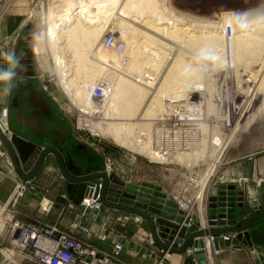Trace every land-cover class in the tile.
Segmentation results:
<instances>
[{
	"label": "rangeland",
	"instance_id": "obj_1",
	"mask_svg": "<svg viewBox=\"0 0 264 264\" xmlns=\"http://www.w3.org/2000/svg\"><path fill=\"white\" fill-rule=\"evenodd\" d=\"M49 1L50 0H14L11 4V7L7 11V14H5L3 17L0 18V23L8 15L13 5H15L16 3L26 4L27 9L25 10L24 16H22V20H27L28 25L17 39L14 52L16 53L17 58L20 57L22 53L24 55L28 54L27 58L30 59V63L32 64V69L35 72L32 74H34L35 77L37 76L33 80L35 82V85L41 91L43 90V88L44 90L47 89L48 93H50L51 96L50 98L52 100L54 99L53 101H56V105L60 107V112L67 119L72 132L78 134L80 139H82L84 142L86 141L87 143L91 144L98 151L96 152L97 154L95 156L97 165H95L94 167L95 170L93 169V171L107 172L109 168L112 171H114V169L116 168H119L120 170L123 171L124 175L131 178H135L138 181L152 178L159 182H166L167 178H169V179H173L176 183V182H182L183 180H187L186 186L183 187L180 193L172 195L171 199H175V197L177 198L182 197L183 199L187 200L188 196H192V198H195L196 194L200 192L202 209L205 210L204 217L206 219H209L208 218L209 215L206 212L205 203L208 202L209 197H211L212 195L210 196L208 192L210 191V187L212 186V183L214 181H215L214 183H218L220 181L222 182L225 180V177L221 175V171L226 165H228L231 162L232 159H234L233 156L235 155L234 153H232V146L235 147L239 146L244 149H251L257 154L261 153L260 155L264 156V113H263L264 110L262 112L263 114L261 113L262 115L261 114L257 115L255 119L258 118V120H255L254 121L255 123L248 125V127L245 126L248 124V121L256 113L257 108L263 101L264 89H261L260 93L253 98L252 106L243 115H240L239 113V111L241 112L244 107V100L247 99L245 90L255 89L256 87L261 86L258 83L260 77L264 73V46H259V47L257 46L256 48L254 47V50H248L244 52L242 51L241 53H239L240 55L238 54L237 56L238 59L235 62V65L234 63L232 65L234 67H232L231 65L229 66L228 64L226 65V63L224 62V60L225 61L231 60L230 54L226 52L227 55L226 56L224 51L221 52L218 50L219 48H216V51H219V53L221 54L222 57L221 63L217 65H209L206 69H199L196 61L194 60L195 53L199 49L197 48L191 49V47H189L188 45H184L185 43H181L180 41H176L172 39L169 40V38L162 37L161 40L165 41L164 43H167L166 44L167 46L163 44L166 47L163 45L161 46L163 48L162 50L165 53L167 52L169 56L166 53L167 56H165V59L163 61V63L165 62L166 64L164 63L162 68L160 69L161 72H159L156 81L158 82L157 87L161 85V83L163 82L162 80H164L165 77L167 76V73H169L171 66L179 58L181 54V56H183L184 59L183 61L187 62L186 64L185 63L184 64L186 66L189 64L194 65L193 66L194 71L189 72V74H187L185 72L186 66L184 65L182 71H184L185 73L183 74L182 71L177 70V72H175L176 74H174L173 77L169 79V85H171V87L173 86L174 88L172 87V89L174 90L178 89L177 91H179V89L182 90L184 88L181 91V93L184 94V99H180V100L177 99L178 101L171 102L173 104L172 109L167 114L160 116L154 121L141 120V118L143 117L142 114L145 113L146 107L148 106L151 98L146 99L143 105L140 106V108H138L139 106L136 102L130 101L129 99H125V100L122 99L125 101L124 103L121 100H120L121 102L120 101L119 102L120 104L127 106L129 110H136L131 112V114H134V116L131 118L133 123L135 121H136L135 123H139L141 121L143 123L144 122L148 123L152 121L151 122L153 123L151 128L152 132L150 133V137L148 136V138L151 141L150 145L153 150L155 151L159 150L161 153H164L167 156H173V154L178 155L179 153L180 154L190 153L192 157H191V161L188 164H186L187 162L181 163L177 161L176 162L174 161L162 162L157 160L153 161L148 156L141 154L139 151H137L136 146H134L133 149H130L128 147H123L116 144L111 138H108L107 136L99 135L98 130L95 129L94 127V122H92L91 120L94 114L93 115L88 114L84 116L81 111H79L77 108H75L74 105H72L71 101L65 95L61 86H59L58 84L59 80L57 79L58 76L55 72V67L53 62L50 59H47L45 56L37 55L35 53L34 51L35 39L37 35L45 27V24L43 22H45V18L49 14L48 11L52 12L55 8L61 6L60 3H64L67 0H58L57 2H54L52 5L47 6ZM70 1L72 0H68L67 2ZM161 1L167 6L168 4H171V6L174 7V9L177 12L187 15L190 18H195L198 20H204L210 18L211 20H217V21L221 20V16L224 13H233L236 11H243V10L254 11L258 9L260 5L263 4L262 0H161ZM112 21L114 22L115 20L113 19ZM230 31L231 29L228 25L226 29V34H227L226 37H229V35L230 37H232L231 33H229ZM109 34L116 35L120 39V41L124 43V40H122L120 35L115 31L113 32V30L111 29L108 32H105V35L103 36L102 40ZM166 39L170 42L166 41ZM257 48L261 51H259ZM9 50H12L11 46ZM105 52L112 53L109 51H105ZM113 54H118V53H113ZM1 57L3 56L1 55ZM127 57L125 56V58L129 60V57L128 58ZM128 60H125V63H122L123 67L127 66ZM1 61L2 59H0V64L2 63ZM14 70L16 71V67ZM118 70L121 73L120 72L118 73L117 71H115V73L121 76L126 77V75L130 74L128 73L127 70H125L122 67H119ZM177 73L180 75V77H178ZM180 73H182V76L184 77H181ZM131 75L134 78L137 77L136 75L133 74ZM128 76L130 77V75ZM185 76L188 77L186 78ZM190 76L194 79V81ZM181 81H183L184 83ZM199 83L201 84L199 85ZM99 84H101V82H99ZM188 84L189 87L187 86ZM190 85L193 86L191 87ZM190 89L194 90L195 92L191 93ZM241 103L243 104V106ZM98 115H99L98 112L95 113V116ZM183 117L185 118V121L182 120ZM99 121L96 120L95 122H99ZM104 122L105 121H103V123L101 124L103 127L106 126V123ZM175 127L178 129V131L180 130L181 133L178 132L177 134L175 132L176 135H174V133L172 135H167L166 131L169 129H172L173 131ZM238 127L240 131L238 130ZM244 127L247 129L245 130ZM234 131L236 134H234ZM136 132L137 135H141V139L143 140H146L147 135L145 133H149L147 131L141 132L139 131V129ZM213 133L217 135L214 136ZM226 133L229 136H227ZM186 134H190L191 136L189 137ZM216 137L223 138L225 140L224 142L226 144V147L224 148L222 155L219 157L218 162L216 163L217 165H215L213 173L211 177L208 179L206 186L204 187V189H202V183L204 182V178H205L204 175L206 174L207 169L210 168L211 166L210 163L213 162L214 160V158L212 157L214 153L211 151H213L212 144L213 141H215ZM0 147L7 150L3 145L2 141ZM134 148L136 149L134 150ZM196 152L197 153L199 152L200 155L202 154L201 156L199 155L200 157L198 158V160L196 159L194 160L193 158L195 157L194 154ZM51 156L54 155L47 156V160L44 162L38 173L31 180H24L17 173V171L15 172L16 173L15 175H17L18 178L24 181H30L26 195L29 192H34L39 194L42 191L44 192L47 191L46 187H43L35 183V178L37 176L40 175H45L46 177L54 176L57 177V180L65 182V177L63 176L60 167L56 162L57 159L55 158L56 159L55 160ZM50 159L52 160L53 165L52 164L48 165L49 164L48 161ZM0 160L4 161L3 164H0V174L4 173V175H6L8 173L13 175V169H12V173H10L9 172L10 170L6 168L5 159H0ZM189 164L193 166H188ZM168 169L174 170V176H170V172L168 171ZM0 177H1L0 187H2L3 189V187H5L6 185H11L10 188L12 191L15 185L13 181L14 177L10 176V178H5L2 175ZM237 180H238V185L240 186L246 183H251L255 187L254 191L250 192L249 189L247 188L245 189V186H243L241 189H238V185L236 186L235 184H233L237 187L238 191L244 192L245 199L247 195L246 201L244 200L245 206H248L246 208L247 214L242 215L238 220V221H243V219H245L247 216L251 215L252 213L264 211V204L261 202L262 200L256 194L255 191V189L257 190L264 188V176H260L257 172L253 171L251 175L249 176L242 175L239 178H237ZM97 181L100 180H94L93 183H96ZM11 191L9 192V194L11 193ZM26 195L23 197V199H25ZM21 201H19V203L16 206L17 210L19 208ZM101 205L102 206L100 210H93V209L85 210L84 208H80L78 212L81 220L85 223V226L87 227L86 232H82V230L79 227L78 229L80 233L78 234L79 238L85 240L87 243L98 249L101 254L100 256L102 257L109 256L113 258L114 246L118 242H121L124 246L122 251L123 253L121 252L120 256L114 259L117 260L118 262H123L125 264H131L128 263L127 260H125L126 258L124 255L125 253L124 244L126 243L133 244V246L140 245L142 246L144 251L147 250L148 254L151 256V262H149L150 264H171V259L173 254L184 255L183 259L180 261V264H200V261L198 260L196 255L193 254L192 252V250H195V252L197 251V248H195L194 245L192 247V250L187 248L184 253H173V252L167 253L166 250L161 248L153 238L148 222L144 218L142 222H138L136 219L134 218L132 219L131 217L133 216L136 218L138 217V215L123 211H120L121 213L118 216H116L113 220H111L109 223H104L103 226H105L107 231L106 233H102L98 235V239H100V241L103 243L106 242L108 248L105 247L103 248V246L98 247L97 245H95L93 242L89 241L85 237L88 236L90 233V227H91L89 226L90 223H92V221H97L96 218L99 216L96 214L99 213L105 207L103 204ZM256 208L259 209L256 210ZM18 212H19L18 218L23 220V218H21L20 216L21 214L19 210ZM193 220H197V218L196 219L193 218ZM39 223H43V222H39ZM125 223H127V225H125ZM131 223H133V225L131 226L132 227L131 233H129L128 230L125 229L124 227H127ZM34 224H38V223H34ZM78 225L79 224H74V227ZM213 227L210 224H208V227L206 229L201 228L199 231L208 230ZM263 227H264V218L255 221L253 224H251V228L249 227L247 230L251 234H253V232L255 231L257 232L261 231ZM164 230H165L164 228L160 229V231L157 230L158 235L160 236ZM208 237L209 236L203 238L204 242H205V238L207 239ZM109 238H111L112 240L107 242ZM230 239H231L230 240L231 243L228 246V248H230V246H233V248L236 251H241L240 261L239 260L237 261L239 264L264 263V251L261 248L263 245L261 244L262 243L261 241L259 244L260 248L259 245L256 244L254 246H248V245L244 246V243L243 246L240 247L238 243L242 242L243 240L245 241V237L242 240H240L238 239L237 234H235V236L231 237ZM162 242H168L170 246L173 243L172 247L179 249L182 247L184 239L180 243L176 244L175 241H169L168 236H166L165 239H162ZM7 248H9V244L7 243V241L3 240V238L0 239V264H35L32 261L22 260L18 256L9 255L10 253L7 251ZM225 249L226 247H223L221 249L222 250L221 253L218 256L211 257L210 259L207 258V260L209 261L208 264H227L222 259V255L225 252Z\"/></svg>",
	"mask_w": 264,
	"mask_h": 264
},
{
	"label": "bare ground",
	"instance_id": "obj_2",
	"mask_svg": "<svg viewBox=\"0 0 264 264\" xmlns=\"http://www.w3.org/2000/svg\"><path fill=\"white\" fill-rule=\"evenodd\" d=\"M57 1L58 0H50L47 6ZM67 1L60 3L61 6H58L52 12L48 11L49 14L45 18V22H43L45 27L35 39L34 51L37 55L45 56L53 62L55 72L58 76L57 79L59 80L58 84L71 101L72 105L81 111L84 116L94 114L91 120L94 122V127L98 130L99 135L111 138L116 144L130 149L136 146L137 149L134 148V150L136 149L153 161H177L181 163L187 162L186 164H188L192 157L190 153H179L178 155L173 154V156H167L159 150H153L150 145L151 141L148 138L152 132L151 128L153 123L151 122L167 114L173 107L171 102L178 101L177 99H184V94L181 93L184 88L177 91L178 89L174 90L172 89L173 86L171 87V85H169V79L176 74L175 72H177V70L182 71L184 65L187 63L183 61L184 59L181 54L180 56L178 55L179 58L173 63L169 73H167L165 79L162 80L163 82L161 85L158 84L159 87H157V77L159 72H161L160 69L165 63H163V61L165 56H169L167 52L166 55L162 50L163 48L161 46L167 43H164L165 41L161 39L163 37L169 38V40L180 41L181 43H185L184 45L191 47V49L210 47L216 50V48H219L218 50L221 52L224 51L225 55L226 52L230 54L231 60H224L226 65L232 66L233 63L235 65L238 59L237 56L242 51L254 50V47L264 46V3L260 5L258 9L250 12L248 26L241 27L235 21L234 17H232L231 13H224L219 21L211 20L210 18L198 20L177 12L171 4L167 6L161 0ZM113 19L115 20L114 22L112 21ZM229 20H232V24L229 26L231 29L229 33L232 35V37L229 35L230 38L226 37V29ZM110 29L118 33L122 40H124L125 50L123 52L119 53L114 49H105L102 47V38L105 32H108ZM166 41L168 40L166 39ZM105 51L112 53H106ZM125 56H128L129 60L126 59ZM125 60H128V64L126 67H123L122 63H125ZM110 64L117 68H124L130 73L128 74L130 77L128 75L124 77L115 73V70L112 71L113 69L107 67V65ZM182 73L184 74L185 72L182 71ZM182 73H180L181 77H184ZM186 73L189 74V72ZM131 74L137 77L134 78ZM178 77H180L179 74ZM102 81L105 84V99L102 101L100 100L101 102L98 103L96 98L92 97V94L97 84H99V82L102 83ZM189 84L187 85L188 87ZM200 84L201 83H199V85ZM258 84L261 86L255 89L245 90L247 99L244 100L242 111H239L240 115H243L252 106L253 98L260 93L261 89H264V73L260 77ZM192 89H190L191 93H194L195 91ZM148 98H151V100L146 107L145 113L142 114L143 117L141 120L152 121L148 123H143L142 121L135 123V121L133 123L131 118L134 114H131V112L136 110H129L127 106L120 104V102L122 101L124 103L125 99H129L130 101L136 102L139 106L138 108H140ZM263 110L264 99L257 108L256 113L245 126L248 127V125L255 123L254 121L258 120V118H255L258 114H261ZM97 112L99 115L95 116ZM96 120L100 121L95 122ZM1 121L5 132L8 130L5 135L11 139L13 133L8 127V115L6 117L3 116V120ZM103 121L106 123L104 127L101 125ZM138 129L141 132H149L145 133L147 135L146 140L141 139V135L136 134ZM246 129L247 128H245V130ZM234 134H236L235 131ZM186 135L189 137L191 136L190 134ZM213 135L215 136L217 134L213 133ZM227 136L229 135L227 134ZM224 141L225 140L220 137H216L215 141H213V151L211 152L214 153L212 155L214 160L210 163L211 166L204 175L205 178L202 183V188L206 186L215 165H217L216 163L219 157L226 147ZM198 153L196 152L194 154V160H198L202 155ZM188 166L193 165L189 164ZM107 172L110 173L112 170L109 168ZM167 200L176 203L171 198H167ZM94 202L95 199L90 198V200L82 203V205L84 204L92 208V206L97 205L94 204ZM182 203L184 202L182 201ZM177 206L180 210H183L180 208L179 204H177ZM185 212L187 213V211ZM196 212L201 220L204 218V220L208 221L203 215L202 205L198 207ZM140 218V220L143 221V217ZM227 236L230 237L229 235ZM218 243L219 241L216 242V244ZM211 246V241L205 238V247L203 249L205 253L207 250L208 258H210L209 248H211ZM219 247L220 251L223 247ZM193 251L195 254V250Z\"/></svg>",
	"mask_w": 264,
	"mask_h": 264
},
{
	"label": "crops",
	"instance_id": "obj_3",
	"mask_svg": "<svg viewBox=\"0 0 264 264\" xmlns=\"http://www.w3.org/2000/svg\"><path fill=\"white\" fill-rule=\"evenodd\" d=\"M26 9V4L16 3L12 6L8 15L1 21L0 53L8 51L10 46L12 48V51H14L17 39L28 25L27 20H22V16H24ZM27 57L28 54L24 55L23 53L20 57H18L19 64L16 66L17 75L11 82L0 81V109L4 105H7L8 109L10 108V93L12 89H14L13 85L17 83V81H22L28 78L35 79L37 77L32 74L35 72L32 69L30 59H28ZM0 59H2L0 67H7L8 65L4 57H1L0 55ZM5 88H8L9 90L5 91ZM35 89H37L35 96L39 100V103L37 105L33 104L32 107L37 106L38 108L37 110L33 109V111L39 112V114L36 115V119L37 127L40 131H36L31 126L22 125V121H18V116L15 115L16 113L12 112L11 108L9 109L10 111H8L7 114L10 123L9 129L13 131L12 133L20 134L32 143L41 146L44 149L50 147L59 149L65 160L68 172L71 175H86L96 172L93 171V169L95 165H97L95 156L97 154L96 152L98 151L91 144L80 139L78 134L72 132L67 119L60 112V107L56 105V101H53L54 99L52 100L50 98L51 96L50 93H48L47 89L44 90L43 88L44 91H41L38 87ZM23 111L24 112L22 115L24 116L29 113L28 109H23ZM9 112L11 113V118ZM232 153H234L235 155L233 156L234 159H232L231 162L226 165L221 171V175L225 177V180L218 183H214V181L212 183L210 191L208 192L210 196L217 195L218 189L221 185L235 184L237 186V178L242 175L249 176L253 171H255L260 176H264V156L260 155L261 153L257 154L251 149H244L239 146H232ZM51 157L54 159L56 158L54 156ZM3 162V160H0V164H3ZM56 162L58 163V161ZM48 163V165H53L51 159L48 161ZM114 171L127 183L142 185L143 183L147 182L157 187H161L162 192L167 194L168 198H171L174 194L180 193L183 187L187 184V180L175 183L173 179L169 178H167L166 182H159L152 178L138 181L135 178L124 175L123 171L119 168L114 169ZM168 171L170 172V176H174V170L168 169ZM25 174H28V172ZM35 183L46 187L47 191H42L39 194L29 192L26 195L25 199L21 201L18 208L21 214V218H23V220L27 222L32 223H57L62 229L72 231L79 237V230L74 229V224H79V226L82 224L85 225L78 214L80 208L82 207L79 204H75L70 199V195H68L66 191L67 180L65 179L64 182L57 180V177L54 176L46 177L45 175H40L35 178ZM243 186H245V189H249L250 192L254 191L255 188L253 184L246 183L241 186L238 185V189H241ZM10 187L11 185H6L5 187H3V189L2 187H0V199L5 200L8 197L9 192L11 191ZM255 191L262 200L261 202L264 204V188L257 190L255 189ZM191 199H193L192 196H188L187 200ZM246 199L244 198L245 201ZM205 204L206 212L208 213L209 203L206 202ZM247 207L248 206H245V208ZM120 213V211L104 207L99 213L96 214L99 216L96 218L97 221H92V223H90V233L85 238L93 242L98 247L103 246V248H108L106 242L103 243L100 241V239H98V235L106 233L107 230L105 226H103L104 223H109ZM204 213L205 210L203 209V215ZM131 217L133 219V216ZM125 225H127V223H125ZM132 225L133 223L124 228L127 229L129 233H131ZM156 226L158 231L164 228L161 225ZM228 227H230L229 224H218L215 226V228ZM111 240L112 239L109 238L107 242ZM260 241L262 242L261 244H263L261 248L264 251V227L261 231L253 232V234H251L250 240L245 239V241L243 240L238 244L240 247L243 246V243L244 246H254L255 244L259 245ZM124 245V255L126 258L125 260H127L128 263L150 264L149 262H151V256L148 254L147 250H143L142 246H133V244L130 243H126ZM240 252L241 251H236L233 246H230V248H228L227 246L225 252L222 255V259L227 264H239L237 261H240ZM183 257L184 255L173 254L171 264H180V261L183 259Z\"/></svg>",
	"mask_w": 264,
	"mask_h": 264
},
{
	"label": "water",
	"instance_id": "obj_4",
	"mask_svg": "<svg viewBox=\"0 0 264 264\" xmlns=\"http://www.w3.org/2000/svg\"><path fill=\"white\" fill-rule=\"evenodd\" d=\"M0 140L9 152L16 171L22 179L31 180L38 173L47 156L54 155L63 176L67 180L66 191L75 204H80L84 197L91 196L94 192L91 187L96 186L94 196H100L101 203L105 207L143 217L148 222L153 238L164 250L184 253L187 248L192 249L194 245L197 248L195 255L200 264H208L203 249L205 247L204 237L222 234L234 237L237 234L240 240L244 237L250 240L251 233L247 229L251 228V224L255 221L264 218V211H262L252 213L243 221H238L246 213L244 192L238 191L233 184L221 185L218 194L208 199L209 224L212 227L218 224H229L230 227H213L199 231L198 224L194 223L190 228H187L186 225L190 223L187 213L180 210L173 201L167 200L168 196L162 192L161 187L147 182L142 185L126 183L113 171L110 173L99 171L86 175H71L61 151L57 148L44 149L17 133H13L9 139L1 129ZM94 180L100 181L93 183ZM156 225L165 228L160 235L161 238L158 235ZM188 233L189 235H187ZM166 236H168L169 241H175L176 244L184 239L182 247L177 249L171 247L168 242H162ZM230 243V241H219L216 247H227Z\"/></svg>",
	"mask_w": 264,
	"mask_h": 264
},
{
	"label": "built area",
	"instance_id": "obj_5",
	"mask_svg": "<svg viewBox=\"0 0 264 264\" xmlns=\"http://www.w3.org/2000/svg\"><path fill=\"white\" fill-rule=\"evenodd\" d=\"M13 1L14 0H0V18L7 14V11L11 7ZM101 45L105 49H114L119 53L125 50V44L114 34L107 35L102 40ZM107 67L109 69H113L112 71L115 70L120 72L114 65L110 64L107 65ZM104 89L105 84L101 83L97 84L93 90L92 97H95L98 103L105 99ZM8 111V106H2L0 109V129L4 134H6L8 130L5 132L2 127L1 120H3V116H7ZM182 120L185 121V118L183 117ZM175 132L178 134L180 130L178 131L175 127L173 131L172 129L166 131L167 135H172L173 133L176 135ZM0 159H5L6 168L10 170V173H12L13 169V175L8 173L4 175V173H1L0 176L2 175L5 178H10V176H12L14 177L13 181L15 183L9 196L5 200L0 199V239L3 238V240H6L9 244V248H7V251L10 253L9 255L18 256L22 260L32 261L35 264H125L114 259L119 257L123 251L124 246L121 242H118L114 246L113 258L109 256L102 257L100 256L101 254L98 249L87 243L85 240L80 239L74 234V232L62 229L57 223L34 224L19 219V212L16 209V206L26 195L30 181H24L15 175V165L10 158L8 151L1 147ZM91 189L95 192L96 186H92ZM94 192L91 196H86L82 203H85L87 200H90V198H93L95 199L94 204L97 205L92 206L91 208L80 203L79 205H81V207L85 210H100L102 206L100 196L95 197ZM200 194L201 193L198 192L195 198L188 201L182 197H175V199H172L179 204L180 208L187 211L190 223H188L186 227L190 228L192 224L195 223L198 224L199 230L201 228L206 229L208 227V221L210 223L209 219H207L208 221L204 220V218L201 220L197 215L196 210L202 205ZM182 201L184 203H182ZM257 209L259 208H256V210ZM133 218L138 222H142L139 216ZM193 218H197V220H193ZM79 227L82 232L87 231V227L83 224L74 227V229H79ZM230 238L231 237H228L227 234H222L220 236L210 235L207 238L212 243L211 248H209L210 258L218 256L222 251H219L220 247H215L216 242L220 240L224 242L230 241ZM166 252L170 253L171 251L166 250ZM192 252L194 254L193 250ZM205 255L206 258H208L207 250Z\"/></svg>",
	"mask_w": 264,
	"mask_h": 264
},
{
	"label": "clouds",
	"instance_id": "obj_6",
	"mask_svg": "<svg viewBox=\"0 0 264 264\" xmlns=\"http://www.w3.org/2000/svg\"><path fill=\"white\" fill-rule=\"evenodd\" d=\"M262 3H264V0H262ZM251 11L252 10L236 11L231 13V15L241 27H247L249 23L248 17ZM231 24L232 20H229L228 25L231 26ZM0 55L4 57L8 65L7 67H0V81L11 82L17 75L16 71L14 70L19 64L17 55L12 50L4 51L3 53H0ZM194 60L196 61L199 69H206L209 65H217L221 63L222 57L218 51L210 47H201L195 53ZM192 71H194L192 64H189L185 67V72ZM8 90V88H5V91Z\"/></svg>",
	"mask_w": 264,
	"mask_h": 264
},
{
	"label": "flooded vegetation",
	"instance_id": "obj_7",
	"mask_svg": "<svg viewBox=\"0 0 264 264\" xmlns=\"http://www.w3.org/2000/svg\"><path fill=\"white\" fill-rule=\"evenodd\" d=\"M33 80L34 78H28L22 81H17V83L13 85L14 89H12L10 93L9 103L12 112L16 113L15 115L18 116L17 118L18 121L19 120L22 121L21 122L22 125L31 126L33 129L39 132L40 130L37 127V119H36V115H38L39 112L33 111V109L37 110L38 108L37 106L32 107L33 104L37 105L39 103V100L35 96V93L37 91V89L35 88H37V86L35 85V82ZM23 109L29 110V113H27L26 116L22 115L24 112ZM9 115L11 118L10 112ZM9 124L10 123L8 121V127L10 126Z\"/></svg>",
	"mask_w": 264,
	"mask_h": 264
}]
</instances>
